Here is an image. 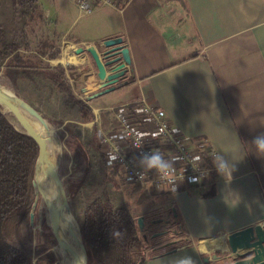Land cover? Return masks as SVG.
I'll use <instances>...</instances> for the list:
<instances>
[{
    "label": "crops",
    "instance_id": "obj_1",
    "mask_svg": "<svg viewBox=\"0 0 264 264\" xmlns=\"http://www.w3.org/2000/svg\"><path fill=\"white\" fill-rule=\"evenodd\" d=\"M104 8L105 18L89 26L94 36L70 37V26L86 16L75 7L60 37L100 51L106 39L119 36L128 49L126 84L100 93L105 87L95 75L86 78L84 101L101 134L123 144L112 107L128 104L143 137L157 143L151 121L137 119V101L144 97L187 140L207 138L227 166L200 188L182 181L170 186L164 199L186 242L143 264H180L188 256L194 264H232L236 257L225 241L219 253L208 242L258 223L264 228V152L254 143L264 133V0H131L87 15ZM54 14L60 24V10ZM75 56L74 69L64 70L69 83L84 71L95 72L88 53Z\"/></svg>",
    "mask_w": 264,
    "mask_h": 264
},
{
    "label": "rangeland",
    "instance_id": "obj_2",
    "mask_svg": "<svg viewBox=\"0 0 264 264\" xmlns=\"http://www.w3.org/2000/svg\"><path fill=\"white\" fill-rule=\"evenodd\" d=\"M37 3L40 8L34 9L35 4L28 6L17 4L15 0H0V27L3 30L1 47L8 51L10 44L17 45L20 57L31 67H53L61 63H52L54 59H47L46 54L59 48L60 57L63 47L70 45V42L62 41L61 32L68 27L71 22L69 19L75 17L77 11L65 0H37ZM57 9L62 16L60 24L54 14ZM106 9L100 10L97 15H86L77 19L68 29L70 37L78 33L85 37L94 36L93 27L89 26L100 24V20L105 18H101V15L106 13ZM75 47L72 45L70 49L72 54ZM5 61L6 59L0 63V83L12 88L41 112L53 129L54 135L56 134L59 148H56L54 153L60 164L65 200L73 216L74 225L76 222L80 225L84 209L89 203L98 198H106L115 207L127 208L135 218L139 235L145 241V245L138 251L141 261L168 247L179 246L185 242L183 228L179 220L173 218V208L164 199L166 195L152 192L149 187L142 185L137 192H132L134 184L126 183L119 169L116 171L110 161L105 162L99 156L96 145L98 141L102 143V138L98 124L94 120L83 122L76 106L60 94L45 76L18 70L14 63L9 66L11 71L6 76L3 72ZM9 118L15 127L20 129L19 123L11 114ZM84 152L87 154L86 159ZM35 190L38 193L33 185L32 211L37 213L38 225L31 226L28 221V229H22L25 238L31 237L33 251L38 248L34 245L37 241L35 230L50 232L49 228L45 229L43 226L47 223L44 203L39 193L41 209L35 208L38 198ZM216 238L221 247L225 246L220 241L224 239ZM12 239H15L14 234ZM55 247L57 244L51 250L56 258L55 264H58ZM210 248L215 253L220 251L215 245Z\"/></svg>",
    "mask_w": 264,
    "mask_h": 264
},
{
    "label": "trees",
    "instance_id": "obj_3",
    "mask_svg": "<svg viewBox=\"0 0 264 264\" xmlns=\"http://www.w3.org/2000/svg\"><path fill=\"white\" fill-rule=\"evenodd\" d=\"M15 1L20 5L31 6L35 4L34 9L40 8L37 0ZM2 36L3 30L0 27V63L6 59L3 67L6 76L11 71L9 66L13 63L18 70L22 69L21 71L45 76L60 94H63L67 100L76 106L82 115L83 122L94 120L91 108L73 93L65 75L64 68L72 70L74 66L63 67V65L58 64L53 67H31L20 57L17 45L10 44L9 50L4 51L1 47ZM58 49L49 51L46 58L56 59L59 56ZM93 125L96 126L95 123ZM96 149L105 162L110 161L103 143L100 144L98 141ZM83 156L84 159L87 158L85 152ZM36 157L37 148L34 140L16 129L8 112L3 111L0 105V264L56 263V258L51 250L56 242L50 232L35 230L37 241L34 245L38 247L35 251L31 245V237L25 238L22 234L23 227L28 229L29 215L30 212H33L31 192ZM111 166L117 171L116 166L113 164ZM132 187V192L135 193L140 185L134 184ZM151 191L153 192V189ZM35 192L37 193L36 190ZM40 200L41 197L38 194L35 205L37 210L41 209ZM33 214L35 216L34 225H38L37 213L34 212ZM173 218L179 220L174 213ZM43 226L45 229L49 228L46 224ZM79 226L88 248L89 264H143L138 251L145 245V241L139 235L138 224L127 208L115 207L106 198L95 199L85 207L83 219ZM13 234L15 241L12 239ZM176 247H168L156 254L175 250ZM56 255L59 259L57 252Z\"/></svg>",
    "mask_w": 264,
    "mask_h": 264
},
{
    "label": "built area",
    "instance_id": "obj_4",
    "mask_svg": "<svg viewBox=\"0 0 264 264\" xmlns=\"http://www.w3.org/2000/svg\"><path fill=\"white\" fill-rule=\"evenodd\" d=\"M65 1L74 5L80 15H87L103 7L120 9L131 0ZM137 103L141 106L137 119L151 121L157 133V143L143 137L128 104L112 107L123 144L107 134H101L110 162L119 169L125 181L149 187L162 194L177 181L200 188L207 176L227 171L225 162L207 138L187 140L172 127L162 109L152 107L144 97ZM194 148H197V153ZM153 153L160 154L169 167L159 171L149 168L147 157ZM190 177L197 178L198 182L190 183Z\"/></svg>",
    "mask_w": 264,
    "mask_h": 264
},
{
    "label": "water",
    "instance_id": "obj_5",
    "mask_svg": "<svg viewBox=\"0 0 264 264\" xmlns=\"http://www.w3.org/2000/svg\"><path fill=\"white\" fill-rule=\"evenodd\" d=\"M84 53H88L91 57L95 66V72L93 73L91 70L84 71L78 82H76L73 77L70 78L72 91L80 99H87L85 98L84 86L87 83L86 78L91 77L93 74L105 87L100 93L114 90L116 88L115 84L124 85L127 83V80L124 79L126 78L125 66L129 64L130 56L127 47L122 43L121 37L117 36L106 39L100 51L93 45L77 46L73 50L74 55H81ZM68 65L71 64H66L65 67ZM0 105H4L7 108L6 112H9L19 123L21 129H16L29 135L34 140L37 148L34 172L38 167L39 159L42 154H45L51 162L53 169L51 187L48 193L41 197L44 203L46 223L57 246L64 248L69 254H76L78 257V264H89L88 248L82 237L78 223L76 222L70 237L59 234L56 229L52 188L57 185L59 190L58 193L64 199L65 191L58 158L55 153L46 149L42 142L43 133L41 127L48 126L45 117L31 104L21 98L12 88L5 87L1 84ZM23 112L35 118L36 121L28 118ZM32 184H35L34 180ZM29 224L34 226L33 212H30ZM224 241L230 252L235 254L236 260H234L232 264H261L264 262V228L261 223L229 233L224 237Z\"/></svg>",
    "mask_w": 264,
    "mask_h": 264
},
{
    "label": "bare ground",
    "instance_id": "obj_6",
    "mask_svg": "<svg viewBox=\"0 0 264 264\" xmlns=\"http://www.w3.org/2000/svg\"><path fill=\"white\" fill-rule=\"evenodd\" d=\"M71 48H72V44L64 46L63 53L60 55V57L52 60V63H61L64 65L77 63L79 59L70 52ZM2 109L4 111H7V108L4 105H2ZM26 116L31 120L36 121L35 118L31 117L28 114H26ZM19 128L21 129L20 125ZM41 131L43 133L42 142L44 147L54 153L56 148H59V144L55 137L56 134L54 135L53 129L49 125L47 127H41ZM52 175H53V169L51 162L45 154H42L39 159L38 167L36 171L33 173V180L35 182L34 185L41 196H45L50 190ZM58 192H59L58 186L55 185L52 188V195L54 198V207H55L54 220H55L56 229L59 234L70 237L72 234V230L75 227L73 216L69 210L67 201ZM208 244L221 247V244L217 238L212 239L211 241L208 242ZM54 249L59 255L58 264H78V257L76 254L74 253L69 254L64 248L60 246H57Z\"/></svg>",
    "mask_w": 264,
    "mask_h": 264
},
{
    "label": "clouds",
    "instance_id": "obj_7",
    "mask_svg": "<svg viewBox=\"0 0 264 264\" xmlns=\"http://www.w3.org/2000/svg\"><path fill=\"white\" fill-rule=\"evenodd\" d=\"M254 143L257 146L258 151L264 152V133L257 135L254 139ZM147 166L149 168H155L158 171L162 168H168L169 165L163 160V157L158 153H153L150 157H147ZM190 183L198 182L197 178L190 177ZM180 264H194V260L191 256H188L180 261Z\"/></svg>",
    "mask_w": 264,
    "mask_h": 264
}]
</instances>
